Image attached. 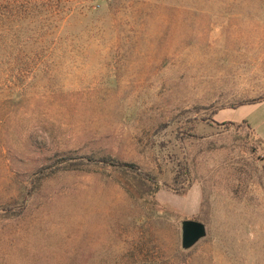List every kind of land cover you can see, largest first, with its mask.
<instances>
[{
  "label": "rangeland",
  "instance_id": "374dc122",
  "mask_svg": "<svg viewBox=\"0 0 264 264\" xmlns=\"http://www.w3.org/2000/svg\"><path fill=\"white\" fill-rule=\"evenodd\" d=\"M0 264H264V0H0Z\"/></svg>",
  "mask_w": 264,
  "mask_h": 264
},
{
  "label": "water",
  "instance_id": "95a60500",
  "mask_svg": "<svg viewBox=\"0 0 264 264\" xmlns=\"http://www.w3.org/2000/svg\"><path fill=\"white\" fill-rule=\"evenodd\" d=\"M181 246L184 250L192 248L206 236L205 225L197 220H183L181 223Z\"/></svg>",
  "mask_w": 264,
  "mask_h": 264
},
{
  "label": "trees",
  "instance_id": "16d2710c",
  "mask_svg": "<svg viewBox=\"0 0 264 264\" xmlns=\"http://www.w3.org/2000/svg\"><path fill=\"white\" fill-rule=\"evenodd\" d=\"M98 161L101 162L102 164H104L105 166H112L114 168H118V169H121L124 171L135 172L139 176L147 177L146 175L142 174L141 172H138V168L134 164H129V163H124V162H120L117 160H113L110 157H103V158H100ZM150 180L153 181L154 179H150ZM156 190H158V186H157Z\"/></svg>",
  "mask_w": 264,
  "mask_h": 264
}]
</instances>
